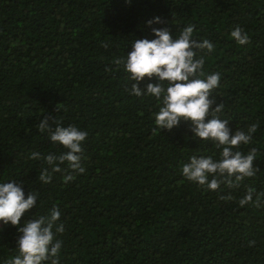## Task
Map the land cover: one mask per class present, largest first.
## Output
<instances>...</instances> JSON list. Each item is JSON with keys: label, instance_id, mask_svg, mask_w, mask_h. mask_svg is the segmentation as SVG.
<instances>
[{"label": "trees", "instance_id": "16d2710c", "mask_svg": "<svg viewBox=\"0 0 264 264\" xmlns=\"http://www.w3.org/2000/svg\"><path fill=\"white\" fill-rule=\"evenodd\" d=\"M156 17L165 23L149 27ZM193 24V38L214 45L199 55L202 79L221 75L218 115L233 134L258 124L238 150L255 148L259 171L239 188L210 191L184 178L191 156L219 160L221 149L193 139L191 122L153 134L158 102L131 95L133 81L113 63L134 40L155 39L152 27L175 39ZM237 26L250 43L231 37ZM46 115L88 133L86 171L68 183L67 163L44 184L39 171L51 166L29 159L66 151L39 132ZM12 180L26 197L39 193L22 223L59 207L61 264H264V196L260 208L239 205L249 186L264 193V0H0V183ZM18 236L10 224L0 230V264L18 255Z\"/></svg>", "mask_w": 264, "mask_h": 264}, {"label": "clouds", "instance_id": "9594fccd", "mask_svg": "<svg viewBox=\"0 0 264 264\" xmlns=\"http://www.w3.org/2000/svg\"><path fill=\"white\" fill-rule=\"evenodd\" d=\"M147 23L151 27L153 24H164L165 21L156 17ZM194 30V24L185 26L174 39L169 28L152 27L155 39L134 40L132 50L127 53L126 58H117L113 63L122 66L129 74L128 78L133 81L131 95H147L158 102L159 111L153 114L156 125L153 134L157 129L171 132L182 121L191 122L193 139L210 141L221 149L219 160L212 156H191L190 162L182 165L184 178L210 191L220 190L221 185L239 188L241 182L254 177L259 171V168L254 167L257 150L253 148L247 155L238 150L241 144L247 145L252 141V134L257 131L258 124L250 125L247 133L237 129L233 134L228 126L229 121L220 118L218 114L222 112L224 104L216 103L213 92L220 87L221 75L218 72L212 73L202 79L206 75L205 58L199 55L201 52L212 53L214 45L208 39L201 41L193 38ZM231 37L239 45L250 43L248 34L239 26L231 32ZM102 46L108 48L109 45L103 43ZM106 71L110 72L111 69L106 68ZM146 78L157 82H149L141 87ZM53 123L55 127L52 126ZM37 128L41 133L47 132L52 143L61 145L66 150L60 155L49 153L42 156L36 151L30 153L29 159H42L51 166V170L43 168L39 171V181L51 183L53 173L63 171L61 165L65 163L71 170L64 177L65 183L75 179L73 173L82 174L86 171L82 166V144L88 136L86 131L75 125L65 127L58 119L50 123L47 115ZM38 195V191H30L26 197L23 181L0 183V230L10 224L19 233L18 255L6 260L4 264H61L59 257L63 242L56 239V236L62 234L65 228L63 223H58L61 219L59 207L54 206L47 216L26 219L22 223V217L30 214V210L36 207ZM261 196L264 193L256 195V189L249 186L246 194L239 200V205L260 208ZM220 198L233 199L231 196ZM255 243L253 240L249 246L252 247Z\"/></svg>", "mask_w": 264, "mask_h": 264}]
</instances>
